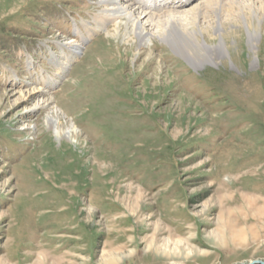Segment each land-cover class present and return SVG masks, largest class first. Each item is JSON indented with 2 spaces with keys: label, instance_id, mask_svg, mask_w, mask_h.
<instances>
[{
  "label": "rangeland",
  "instance_id": "374dc122",
  "mask_svg": "<svg viewBox=\"0 0 264 264\" xmlns=\"http://www.w3.org/2000/svg\"><path fill=\"white\" fill-rule=\"evenodd\" d=\"M99 1L0 0V264L264 262V21L200 66Z\"/></svg>",
  "mask_w": 264,
  "mask_h": 264
},
{
  "label": "bare ground",
  "instance_id": "6f19581e",
  "mask_svg": "<svg viewBox=\"0 0 264 264\" xmlns=\"http://www.w3.org/2000/svg\"><path fill=\"white\" fill-rule=\"evenodd\" d=\"M133 1L139 4L137 8L141 7L142 10H149L152 13L137 12ZM133 1L100 0L99 2L104 6L98 15L101 18L102 24L108 21L115 22L116 26L114 30L116 34L119 35V33L124 31V35H127L128 39L135 36L137 37L139 45L145 46L146 42H153L154 38L168 42L172 48L192 60V63L199 64L200 66L214 63L216 57L226 54L228 50L226 39L230 35L235 34L237 30H225L222 33V29H225L224 24L230 28L240 23L244 24L247 31L248 43L252 48L258 36L257 28L262 27H259V23L264 21L263 6L260 7L263 10L261 15L255 11H251V14L248 13L249 15H245L244 12L249 10L243 11L237 3L238 0H203L185 10L165 11L162 13L158 12L164 7L160 0ZM193 1L184 0L183 2L188 5ZM225 4H229L230 6L237 5L239 7V12H233L236 14L233 15L237 16L236 21L229 20L230 14L221 20L220 14ZM258 6H261V4ZM208 9L213 10V13L216 15L211 23H208L210 29L216 33V43L211 45L208 44L209 42L204 37V34L207 37L214 36L206 34L203 28V23L206 20L204 17ZM140 55L141 53H138V57ZM184 96L188 97L186 95Z\"/></svg>",
  "mask_w": 264,
  "mask_h": 264
},
{
  "label": "water",
  "instance_id": "95a60500",
  "mask_svg": "<svg viewBox=\"0 0 264 264\" xmlns=\"http://www.w3.org/2000/svg\"><path fill=\"white\" fill-rule=\"evenodd\" d=\"M252 263L264 264V262H262V261H253Z\"/></svg>",
  "mask_w": 264,
  "mask_h": 264
}]
</instances>
